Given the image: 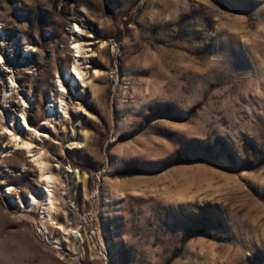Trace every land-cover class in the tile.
<instances>
[{
  "label": "rangeland",
  "instance_id": "obj_1",
  "mask_svg": "<svg viewBox=\"0 0 264 264\" xmlns=\"http://www.w3.org/2000/svg\"><path fill=\"white\" fill-rule=\"evenodd\" d=\"M0 56V264H264V0H0Z\"/></svg>",
  "mask_w": 264,
  "mask_h": 264
},
{
  "label": "bare ground",
  "instance_id": "obj_2",
  "mask_svg": "<svg viewBox=\"0 0 264 264\" xmlns=\"http://www.w3.org/2000/svg\"><path fill=\"white\" fill-rule=\"evenodd\" d=\"M90 44H91V42H90ZM75 49H76V55H74V57L77 59L78 57H80L79 53H80V50H81V46L80 45H76ZM2 59L3 58H1V56H0V63H2ZM80 72H81V70H79V68L77 69V67L74 66V68H73L74 81H78L79 80L82 83H84V79H83V77L81 75V74H83V72L82 73H80ZM84 78H85V76H84ZM61 81L59 82V84H60L59 86L62 88L61 90L64 91L65 87L62 85ZM7 83H9L10 86H8V88L5 90V96H12L13 92H15V91H13L14 88H12V86L13 87L16 86L15 81L12 79V76H8V82ZM17 103L19 104L20 107H22V106L26 107V104H25L24 101H23L22 104H20L19 101ZM62 107L63 106L60 104L59 108L62 109ZM53 112H54V109L51 106H48V110H47V114H46V118L48 120H49V118L52 117L51 115H52ZM26 114L27 113H25V111L23 110V111H21V114L18 117L17 123L19 124L20 131L26 132L29 135H31L33 138H36L38 140H40L41 137L42 138L44 137L46 139L49 138L46 134L41 133L36 128H33L32 126L29 125V123L27 121L28 119L26 118ZM9 123H10V126L7 127V128H4L5 134H8L10 142L15 144L16 150H22V151H24L25 153H27L29 155L28 157H34V160L32 162L36 163V166L38 167V171H39V174H40V184L42 186L41 192H42V198L43 199H42V202H39V199H37L35 196H32L31 197V201H30V206L33 207V206L38 205L39 203H41V205L43 206L44 211L47 213V216L49 217V215H51L50 212L55 207V206H53L54 205L53 199H54V185H55L54 184V179L55 178L52 175H46L45 170L47 169V165L44 162L40 161L42 154L39 153V152H38L39 154H37V156L35 154H32V152H33L32 150H33V148H35L33 143L29 139H26V140L22 139L20 137L19 133H14L11 130V128H12L11 125L15 127V124H16L13 120H9ZM10 189H13V188H10ZM20 204L23 205L22 202Z\"/></svg>",
  "mask_w": 264,
  "mask_h": 264
}]
</instances>
